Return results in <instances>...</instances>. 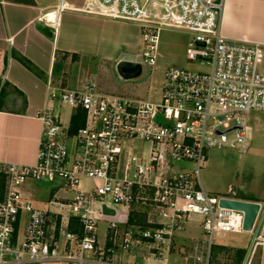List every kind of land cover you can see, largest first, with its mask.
Here are the masks:
<instances>
[{
    "label": "built area",
    "instance_id": "built-area-1",
    "mask_svg": "<svg viewBox=\"0 0 264 264\" xmlns=\"http://www.w3.org/2000/svg\"><path fill=\"white\" fill-rule=\"evenodd\" d=\"M60 11L46 14L44 22L55 27ZM78 11L137 26L142 66L151 70L161 31L183 29L193 37L186 59L205 71L165 70L156 102L107 93L92 74L73 89L49 82L48 106L38 116L42 132L36 164H0L5 183L0 264H104L103 258H95L98 226L104 223L107 239L115 243L120 232L114 219L133 206L154 209L165 223L160 228L131 226L121 238L124 252L144 247L142 264H165L175 249L176 233L197 218L206 240L195 243L191 258L193 264H208L214 236L242 232L243 214L220 207L221 199L233 198L203 189L201 164L207 150L248 151L249 114L264 113V46L225 39L215 0H85ZM56 102L71 111L70 126L63 125ZM137 142L145 144L142 149ZM55 181L72 199L49 203L64 213L55 214L59 219L52 225L50 211L36 209L22 192L27 182ZM104 208L116 216L104 215ZM262 210L260 206L257 219ZM22 215L27 222L19 242ZM70 219L79 233L70 231ZM253 254L252 249L243 264H252Z\"/></svg>",
    "mask_w": 264,
    "mask_h": 264
},
{
    "label": "crops",
    "instance_id": "crops-1",
    "mask_svg": "<svg viewBox=\"0 0 264 264\" xmlns=\"http://www.w3.org/2000/svg\"><path fill=\"white\" fill-rule=\"evenodd\" d=\"M84 2L0 0V164L28 167L36 164L42 132L38 116L48 106V85L59 74L56 71L62 62L64 66L72 62H98L103 66L110 63L113 67L120 61L135 64L130 60L141 48L139 28L83 15L78 9ZM220 6L219 28L225 39L264 46V0H221ZM56 9L61 11L56 26L52 27L44 22V17ZM12 52L29 61L37 69V75L14 59ZM54 107L61 113L63 125L70 126L71 111L57 102ZM76 121L79 124V116ZM87 186L88 182L84 181L82 188ZM4 193L5 183L0 175V202ZM22 194L36 209L50 211L52 225L59 219L55 214L64 213L49 203H66L72 199V194L59 181L27 182ZM237 194L241 197L235 200L257 203L264 211V192L259 187L251 193L239 190ZM114 220L118 223L120 238L113 243L107 239L106 228L104 233L98 232L95 258H103L104 264H142L141 256L147 249L124 252L121 248L123 233L136 225L160 228L165 220L159 218L154 209L142 206L120 211ZM26 222L27 217L22 215L16 234L19 242L23 240ZM69 222L70 231L79 233L77 222L73 219ZM197 227L200 228L199 219L191 218L184 230L176 233L175 249L165 264H193V247L196 242H204ZM214 239L208 264H243L252 249V264H264V212L251 233H220ZM149 264L161 263L151 260Z\"/></svg>",
    "mask_w": 264,
    "mask_h": 264
},
{
    "label": "rangeland",
    "instance_id": "rangeland-1",
    "mask_svg": "<svg viewBox=\"0 0 264 264\" xmlns=\"http://www.w3.org/2000/svg\"><path fill=\"white\" fill-rule=\"evenodd\" d=\"M192 38L183 29L162 30L156 66L153 70L142 66V48H140L138 54L130 61L141 66V71L130 77L122 76L119 69L110 63L103 66L98 62H72L64 66L62 62L61 68L56 71L59 74L55 73L53 77L55 79L50 82L64 89H73L92 74L98 87L107 93L128 99L156 102L159 99V89L165 70L205 71L204 66L186 59L185 50ZM248 118V126L253 138L245 154H238L237 151L228 149L205 152V161L201 164L199 179L203 189L212 195L234 199L241 197L237 194L239 190L247 194L254 192L256 187L264 192V113L251 112ZM144 145L143 142L136 143V147L140 149ZM229 189L232 195L228 193ZM105 228V224L100 223L99 234L104 233ZM197 233L204 237L201 240H206L200 228Z\"/></svg>",
    "mask_w": 264,
    "mask_h": 264
},
{
    "label": "water",
    "instance_id": "water-1",
    "mask_svg": "<svg viewBox=\"0 0 264 264\" xmlns=\"http://www.w3.org/2000/svg\"><path fill=\"white\" fill-rule=\"evenodd\" d=\"M216 5H221V0H215ZM202 46V45H201ZM127 65L131 66V68L134 70L133 74H137L141 71V67L137 66L132 63L128 62H123L120 65L117 66L119 69V72L122 70V66ZM122 74V73H121ZM132 74V75H133ZM124 77H128L125 74H122ZM220 207L224 209H229L233 211H237L243 214V219H242V231L246 233H251L255 227L257 217H258V212L260 209V205L257 203H251V202H245V201H239L235 199H221L220 200ZM263 210L262 213L263 214ZM103 214L109 217H115L116 214L113 210H108L106 208L103 209Z\"/></svg>",
    "mask_w": 264,
    "mask_h": 264
},
{
    "label": "trees",
    "instance_id": "trees-1",
    "mask_svg": "<svg viewBox=\"0 0 264 264\" xmlns=\"http://www.w3.org/2000/svg\"><path fill=\"white\" fill-rule=\"evenodd\" d=\"M11 55L14 57V59L20 62V64H22V66H24L28 71L37 75V69L29 61L22 57L16 56L15 52H12Z\"/></svg>",
    "mask_w": 264,
    "mask_h": 264
},
{
    "label": "bare ground",
    "instance_id": "bare-ground-1",
    "mask_svg": "<svg viewBox=\"0 0 264 264\" xmlns=\"http://www.w3.org/2000/svg\"><path fill=\"white\" fill-rule=\"evenodd\" d=\"M47 18L49 20H52L54 18V16L52 14L48 15ZM134 70L131 68V66H127V65H123L122 66V70L120 71V73L127 75L128 77H130L133 74Z\"/></svg>",
    "mask_w": 264,
    "mask_h": 264
}]
</instances>
